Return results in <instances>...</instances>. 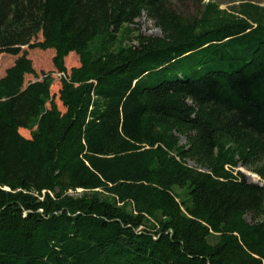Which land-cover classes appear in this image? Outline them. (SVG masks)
I'll use <instances>...</instances> for the list:
<instances>
[{
    "label": "trees",
    "instance_id": "trees-1",
    "mask_svg": "<svg viewBox=\"0 0 264 264\" xmlns=\"http://www.w3.org/2000/svg\"><path fill=\"white\" fill-rule=\"evenodd\" d=\"M236 9L0 0V264H264V5Z\"/></svg>",
    "mask_w": 264,
    "mask_h": 264
},
{
    "label": "rangeland",
    "instance_id": "rangeland-1",
    "mask_svg": "<svg viewBox=\"0 0 264 264\" xmlns=\"http://www.w3.org/2000/svg\"><path fill=\"white\" fill-rule=\"evenodd\" d=\"M172 7L179 11L180 13H183L184 15H193L195 14L198 9L203 5V3L207 1H214L216 4L219 5L220 8L226 9L228 11H235L237 10V4L240 1H252L255 3H258L260 5H264V0H200L199 3L196 2V0H168ZM132 28L134 30H137L138 32L147 34V35H160V31L158 28H156L152 21L149 19H146L144 16L139 18L137 20L136 24L132 25ZM48 52H54L52 49L46 50ZM29 56L32 57L34 62H36L37 71L39 69H42L44 71H51L53 72L52 76L54 77L53 84L51 86V93L56 95V91L59 87V75L55 72L53 65L51 63V55L44 54L38 51V49L28 50ZM14 57H10L6 54H0V73L7 67L9 64H11L12 59ZM67 68L69 67L67 63H65ZM32 79V76H27L26 80ZM57 104L60 106V103L56 99ZM21 133L25 136L28 135V132L26 130L21 129ZM181 143H184V139L181 138ZM236 170H239L242 172L248 181L251 182H258L262 183L260 181L259 177L256 176V174L252 173L250 170L238 166Z\"/></svg>",
    "mask_w": 264,
    "mask_h": 264
},
{
    "label": "built area",
    "instance_id": "built-area-1",
    "mask_svg": "<svg viewBox=\"0 0 264 264\" xmlns=\"http://www.w3.org/2000/svg\"><path fill=\"white\" fill-rule=\"evenodd\" d=\"M59 77H63V75L61 73H58ZM77 191H80L79 189Z\"/></svg>",
    "mask_w": 264,
    "mask_h": 264
},
{
    "label": "water",
    "instance_id": "water-1",
    "mask_svg": "<svg viewBox=\"0 0 264 264\" xmlns=\"http://www.w3.org/2000/svg\"><path fill=\"white\" fill-rule=\"evenodd\" d=\"M256 183H258V182H256ZM259 185H262V183H258Z\"/></svg>",
    "mask_w": 264,
    "mask_h": 264
}]
</instances>
